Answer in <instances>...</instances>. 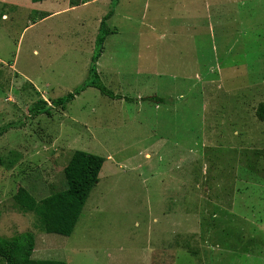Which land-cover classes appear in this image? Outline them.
<instances>
[{
  "label": "rangeland",
  "instance_id": "rangeland-1",
  "mask_svg": "<svg viewBox=\"0 0 264 264\" xmlns=\"http://www.w3.org/2000/svg\"><path fill=\"white\" fill-rule=\"evenodd\" d=\"M75 1L26 30L38 13L0 2V236L67 264H264V0H119L96 70L134 101L88 87L61 110L110 8ZM75 150L104 159L99 181L73 233L47 234L13 195L63 190Z\"/></svg>",
  "mask_w": 264,
  "mask_h": 264
},
{
  "label": "trees",
  "instance_id": "trees-1",
  "mask_svg": "<svg viewBox=\"0 0 264 264\" xmlns=\"http://www.w3.org/2000/svg\"><path fill=\"white\" fill-rule=\"evenodd\" d=\"M33 3L46 0H30ZM118 0H110L109 11L103 16L99 23L98 32L95 38L96 52L91 58L87 79L73 92L52 100L51 107L65 110L76 96L86 88L92 87L113 100H123L131 103L134 100L129 97L115 95L109 91L100 81L96 70V62L102 54L105 39L116 32L109 29L107 22L114 14V8ZM154 103H163L164 99L150 96L142 99ZM49 107L47 102L40 101L30 110L31 116L48 115ZM256 116L264 122V101L256 109ZM2 132V130H1ZM104 159L97 155L81 150H75L71 154L66 166L63 169L66 186L63 190L50 193L41 201H37L30 193L19 190L13 195L15 205L20 209L33 212L40 221V226L47 234H55L63 237L70 236L78 223L85 202L98 183L99 173L103 166ZM22 208V209H21ZM24 211V210H22ZM25 212V211H24ZM35 249V235L30 231L20 232L13 237L0 236V259L4 264H67L60 260H36L32 258Z\"/></svg>",
  "mask_w": 264,
  "mask_h": 264
},
{
  "label": "crops",
  "instance_id": "crops-1",
  "mask_svg": "<svg viewBox=\"0 0 264 264\" xmlns=\"http://www.w3.org/2000/svg\"><path fill=\"white\" fill-rule=\"evenodd\" d=\"M50 1H55V0H46V1H43V2H37V3H33L30 0H26V1H23V2L21 0H0V2L2 4L8 5V6L12 7L10 9L11 10H14L15 11V14L17 13L18 15H20V13H18L17 11H20L21 9H23V10H29V11L38 13V15H39L40 18L37 19L36 22L30 23L28 26L25 27L24 30H26L28 28H31L33 26H36L38 23H41V22L45 21L50 16L55 15V14H57L59 12V11H48V12L47 11H42L41 8H42V6L45 5V4H42V3H47V2L50 3ZM94 1H96V0H94ZM256 1L259 2L260 0H256ZM73 2H74V4L73 3H70V1L67 0V2L65 4L68 7L67 9L72 10V9L78 8L79 6H83L84 5V4L77 3L75 0ZM119 2L120 1L118 0V3ZM85 4H89V2L88 3H85ZM256 5H258V4L256 3ZM65 8H66V6H64V9ZM13 17H16V15H14ZM24 18H27V16L25 17V14H24ZM2 19H5V21H7V20L10 19V17L7 14H2ZM184 235H186V233H184Z\"/></svg>",
  "mask_w": 264,
  "mask_h": 264
}]
</instances>
